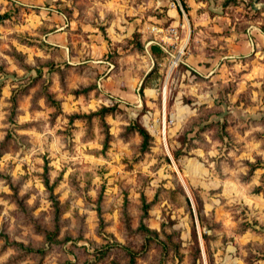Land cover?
<instances>
[{
	"label": "rangeland",
	"instance_id": "1",
	"mask_svg": "<svg viewBox=\"0 0 264 264\" xmlns=\"http://www.w3.org/2000/svg\"><path fill=\"white\" fill-rule=\"evenodd\" d=\"M59 1L105 4L103 17L92 9L86 20L107 21L99 31L111 44L112 9L123 0ZM59 1L0 0V264H130V251L135 264H233L229 249L236 264L264 259V207L249 199L264 196V133L244 136V116L229 108L232 85L182 76L181 54L150 75L136 33L140 76L164 87L155 105L126 104L104 92L108 72L132 67L119 46L106 62L75 65L45 41L56 27L34 20ZM196 2L240 29L264 24V0ZM175 3L186 18L188 0ZM169 9L148 12L156 17L146 18L147 38L171 26L161 19ZM104 106L113 110L97 114ZM138 123L152 136L145 148Z\"/></svg>",
	"mask_w": 264,
	"mask_h": 264
},
{
	"label": "crops",
	"instance_id": "2",
	"mask_svg": "<svg viewBox=\"0 0 264 264\" xmlns=\"http://www.w3.org/2000/svg\"><path fill=\"white\" fill-rule=\"evenodd\" d=\"M170 1L141 0L139 3L133 2L136 5L131 6L133 4H128L130 0H123L122 6L112 9L116 16L111 21V25L118 26L119 30L111 36L113 40L111 44L99 31V25H105L108 23L107 21H98L97 18L86 20L89 17L87 15L92 14V9H97L102 17L104 13H107V11L105 12L107 6L101 1H95L93 8L86 6L85 10L74 7V2L59 1L57 5L44 7L41 12L42 16H38L34 21L35 25H44L49 30L53 26L56 27L55 30L47 31L44 39L47 43L57 47L62 60L69 64L78 65L90 63V61L106 62L105 58L108 57L111 48L115 49L119 46L120 61L122 63L132 62V67H126L118 74L108 72L104 92L117 95L120 97V101L135 106L144 102L143 98L145 102H153L152 105H155L157 99L155 96L162 93L160 88L163 90L164 87L159 88L155 81L154 84L143 87V97L139 93L140 86L144 83L146 76H140L141 52L136 47L134 35L143 33L141 43L147 53L143 56L150 63L148 72L156 64V59L150 49L151 45L159 44L168 53L166 59H170L173 54H181L180 62L187 67L182 76L189 77L194 71L209 81L217 83L220 80L222 83L227 82L232 85L227 93L229 108L232 109L236 117L240 114L244 116V120H241L242 117H240L236 121L240 127H246L244 136L258 133V131L264 133V24L251 21L245 25L244 29H240L237 27L239 22L232 24L229 17L228 22L220 20V16L209 14L208 12L211 13L209 9L200 8L196 0H188L190 3L187 8L188 15L184 18L180 14L175 0L173 3ZM163 4H170V9L161 19L170 21L171 26L178 29L179 39L177 40L169 33L156 30H151L149 37H146V27H149L146 18L156 17L148 12L151 9L157 10ZM67 5L73 9L74 17H67L63 10ZM78 11L85 13V16L77 18ZM77 29L86 32L87 38L85 35L78 34ZM115 41L120 43L117 44ZM170 79L171 76L169 81ZM169 81H167V86ZM213 94L214 97H218V94L221 96L215 90ZM180 127V124L176 123L172 129L177 131ZM243 134L238 131L234 135L243 137ZM222 184L228 187L226 182ZM249 199L252 206L264 207L263 195L250 196ZM233 256L236 255H232L229 249V261H232L233 264L238 263V258ZM220 263L224 264V262ZM263 263L264 259L259 258L251 264ZM206 264L208 263L206 262Z\"/></svg>",
	"mask_w": 264,
	"mask_h": 264
},
{
	"label": "trees",
	"instance_id": "3",
	"mask_svg": "<svg viewBox=\"0 0 264 264\" xmlns=\"http://www.w3.org/2000/svg\"><path fill=\"white\" fill-rule=\"evenodd\" d=\"M150 49H151L153 57L156 59V64L154 65L153 69L149 73L151 75V74L155 73V71L157 70V63L160 62L161 60H163L164 58H166L168 56V53L165 52L164 49L159 44L151 45ZM147 79H148V76L145 78L143 87H145V85H147V81L149 80V79L148 80ZM112 110H113V108L104 106V107H102L100 112H98L97 114L103 116V115H106L108 112H111ZM135 127H136V130L139 132V134L143 138V147L145 148L148 145L149 141L152 139V136L150 135L149 131L143 125L138 123V124H136ZM129 253L131 254L130 264H135V257L137 255V253H134L132 251H130ZM198 254H199V256L201 255L200 250H199Z\"/></svg>",
	"mask_w": 264,
	"mask_h": 264
},
{
	"label": "built area",
	"instance_id": "4",
	"mask_svg": "<svg viewBox=\"0 0 264 264\" xmlns=\"http://www.w3.org/2000/svg\"><path fill=\"white\" fill-rule=\"evenodd\" d=\"M154 30L169 33L170 36H172L175 40L179 39V31L175 26H170L168 28H160V29L155 27Z\"/></svg>",
	"mask_w": 264,
	"mask_h": 264
}]
</instances>
